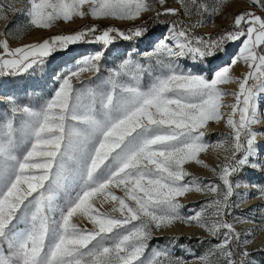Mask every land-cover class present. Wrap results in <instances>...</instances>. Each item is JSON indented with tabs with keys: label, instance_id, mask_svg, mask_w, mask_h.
<instances>
[{
	"label": "snow or ice",
	"instance_id": "6c2138e0",
	"mask_svg": "<svg viewBox=\"0 0 264 264\" xmlns=\"http://www.w3.org/2000/svg\"><path fill=\"white\" fill-rule=\"evenodd\" d=\"M23 2V9L13 10L22 12L26 27L50 29L89 16L97 22L17 47L10 46L8 36L16 38L18 32L6 25L0 33V77L43 71L51 58L78 43L102 48L82 57L47 97L0 101L7 105L0 110V264H186L167 248H149L154 229L175 222L195 223L212 237H222L197 257L200 264H251L245 247L249 240L235 227L244 218L229 222L227 217L247 196L238 192L235 177L246 167L264 169V144L257 141L264 128L254 127L264 120L258 104L264 96V15L241 11L229 30L201 35L195 30L206 16L217 14L222 0L211 7L207 0H177L179 7H164L155 16L182 12L197 19L171 21L167 35L153 38L150 50L122 53L105 75V50L116 40L150 35L145 23L135 21L152 4ZM156 3L164 6L166 0ZM252 4L264 9V0ZM5 7L12 5L0 0V18H6ZM104 20L133 26L101 28L98 21ZM236 41L240 46L231 54L228 46ZM218 60L222 64L211 68ZM181 61H191L192 68ZM238 62L247 66L239 77L231 74ZM205 64L210 74H205ZM86 72L92 75L83 77ZM230 82L235 89L222 87ZM227 96L232 102L226 103ZM221 121L230 131L212 143L206 138L209 122ZM210 145L223 149L225 156L211 169L218 182L205 183L185 165L209 167L200 154ZM193 191L212 198L184 214L180 198ZM258 193L264 200V186Z\"/></svg>",
	"mask_w": 264,
	"mask_h": 264
},
{
	"label": "rangeland",
	"instance_id": "374dc122",
	"mask_svg": "<svg viewBox=\"0 0 264 264\" xmlns=\"http://www.w3.org/2000/svg\"><path fill=\"white\" fill-rule=\"evenodd\" d=\"M148 3L154 7L151 11L144 13L140 19L135 21L136 25L144 22L146 19L155 16L156 11L163 12L164 7H179L177 0H166L164 6L156 3V0H147ZM5 4H11L12 8L5 7L2 13L6 18H0V33H5V26L9 31L18 32V37L13 38L8 36L10 46L17 47L23 44L40 42L43 39L49 38L57 34H70L76 30L82 29L85 25L90 26L95 21V18L84 17L76 18L74 22H59L50 29H38L35 27H26V18L20 11H14L24 8L23 0H4ZM208 5L211 7L215 4L221 3V0H207ZM251 10L259 15H264V9L256 7L252 4V0H222V6L219 8L217 14L212 15L210 18L205 17V23L202 27L196 29L198 34L220 33L224 30H229L231 19L234 15L239 14L241 11ZM238 11V12H237ZM195 20L197 17L191 18L184 17L183 13L179 16H173L171 21L180 20ZM101 28L108 24H115L118 27H130L133 26L132 22L123 21H98ZM170 26V22H167V27L158 30L154 36L150 38L144 37V39L125 41L124 43H118L117 40L106 51L104 59L101 63L102 72L106 75L107 70L111 69L115 64L119 63L120 55L128 50L136 49L141 53L150 50L154 46L153 38L163 35H167V28ZM240 42H230L228 51L231 54H235L238 51ZM102 46L93 42L78 43L71 45L68 50L57 54L51 58L50 63L43 71H36L34 73L22 74L20 76H5L0 77V101H3L4 97H15L18 100L24 101L26 98H31L33 94L35 96L47 97L54 88L57 86V80L64 74H67L69 69H75L78 62L82 57L94 54L101 50ZM225 60L228 58L225 57ZM182 66L192 68V62L188 61L186 64L181 61ZM222 64V61H215L211 68H215L216 65ZM245 65L243 62H238L232 69L233 76H241L238 72L240 67ZM205 74H210L207 70L210 66L203 65ZM237 71V72H236ZM91 72L82 74L83 77L91 76ZM235 82H230L222 87L226 89H235ZM226 103L232 102L233 98L227 96L224 98ZM6 100V99H4ZM258 104L260 111L264 112V96L258 97ZM7 105L0 104V110L6 108ZM227 110V109H225ZM256 129L264 128V120L260 121L254 126ZM229 129L226 124L221 121L219 123L209 122L206 138L212 143H216L223 140L229 133ZM257 141L260 144H264V135H258ZM225 152L223 149H215L211 145L209 148L200 154V159L205 161L209 167H205L195 162H189L185 165L188 172L197 177L204 178V182L208 181L218 182L215 175L211 171L218 163H221L224 159ZM264 160V155L260 157ZM235 182L240 183L239 193H247V196L239 203L237 209H235L232 215L228 216L229 222L233 221V218H241L240 222L235 224L238 231L242 233V237H246L249 243L245 245L246 250L251 254L248 258L251 264H264V238L256 242L257 236L264 234V200L260 198L258 189L260 186H264V169L259 167H246L242 173L235 177ZM121 194V193H117ZM212 198V194L203 192H190L184 197L180 198V202L186 207L182 211L184 214L192 213L194 210H198L201 205L208 199ZM251 199V200H250ZM250 200V201H249ZM247 202L250 204L247 205ZM99 206V205H98ZM107 205H104L103 210H107ZM76 223L82 227L91 228V224L87 223L84 219H76ZM253 232L252 236H248L249 231ZM154 239L150 242V249H163L167 248L175 257L182 258L186 264H200L197 257L204 254L210 248L214 247L221 238L212 237L205 229L199 225L185 224L183 222H175L162 230L153 231ZM177 237L175 241H170L168 237ZM150 255V252L148 253Z\"/></svg>",
	"mask_w": 264,
	"mask_h": 264
},
{
	"label": "trees",
	"instance_id": "16d2710c",
	"mask_svg": "<svg viewBox=\"0 0 264 264\" xmlns=\"http://www.w3.org/2000/svg\"><path fill=\"white\" fill-rule=\"evenodd\" d=\"M161 13H163V12H161ZM171 18H173V16H166V15L161 14L158 18L156 16H154V17L146 19L144 22H142V23H145L147 28L149 29L150 35L147 36L146 38H150L151 36H154L158 30L166 28L167 22H171ZM139 24H141V23H139ZM130 27H132V26H130ZM120 28L121 29H127L128 27H120ZM117 42L118 43H124L125 40L118 39Z\"/></svg>",
	"mask_w": 264,
	"mask_h": 264
},
{
	"label": "bare ground",
	"instance_id": "6f19581e",
	"mask_svg": "<svg viewBox=\"0 0 264 264\" xmlns=\"http://www.w3.org/2000/svg\"><path fill=\"white\" fill-rule=\"evenodd\" d=\"M240 13V12H239ZM247 70V66L246 65H242L241 67H240V69L238 70V72L242 75V73H244L245 71ZM237 72V71H236ZM4 99H7V97H4L3 98V100ZM251 200V199H250ZM249 200V201H250ZM248 204H250V202H247V205ZM264 238V234L262 233L261 235H259V236H257V238H256V242H259V241H261L262 239ZM260 243V242H259Z\"/></svg>",
	"mask_w": 264,
	"mask_h": 264
},
{
	"label": "built area",
	"instance_id": "2783aa9c",
	"mask_svg": "<svg viewBox=\"0 0 264 264\" xmlns=\"http://www.w3.org/2000/svg\"><path fill=\"white\" fill-rule=\"evenodd\" d=\"M238 12V11H237Z\"/></svg>",
	"mask_w": 264,
	"mask_h": 264
}]
</instances>
